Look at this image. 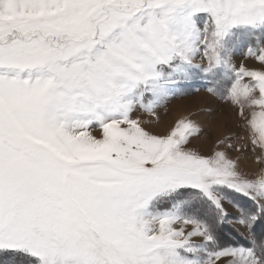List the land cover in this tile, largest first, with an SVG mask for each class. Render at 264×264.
Segmentation results:
<instances>
[{
  "label": "snow or ice",
  "instance_id": "snow-or-ice-1",
  "mask_svg": "<svg viewBox=\"0 0 264 264\" xmlns=\"http://www.w3.org/2000/svg\"><path fill=\"white\" fill-rule=\"evenodd\" d=\"M196 79L264 165V0H0V264H264V167L133 118ZM226 202L247 244L221 245Z\"/></svg>",
  "mask_w": 264,
  "mask_h": 264
},
{
  "label": "rangeland",
  "instance_id": "rangeland-1",
  "mask_svg": "<svg viewBox=\"0 0 264 264\" xmlns=\"http://www.w3.org/2000/svg\"><path fill=\"white\" fill-rule=\"evenodd\" d=\"M233 60L237 66L243 62L249 68L259 67L252 58H245L243 49L234 55ZM206 87L200 79L182 82L154 109V114L137 111L133 114V118L145 121L146 123H142L141 126L156 135L168 134L180 119L192 121L200 131L189 137L186 145L188 149L203 156H211L213 151H225L228 157L236 162L237 170L243 176L254 178L260 168L264 167L256 159L260 155V150L253 151L249 133L242 126L243 121L238 115L237 108L229 101L210 94ZM89 131L99 138L98 128H90ZM225 137L229 139L225 140ZM221 140H224V143H218ZM229 144L232 145L231 148L227 147ZM234 199L241 207L252 208V203L245 198L237 196ZM224 206L228 219L223 222V228L220 227L222 223H217L215 226L221 245L247 244L249 239L247 228L234 222L239 217L237 208L227 202ZM179 226V224L174 225V227ZM189 229L190 226H186V230ZM254 231L257 237L264 232V218L256 224ZM193 239L199 242V238ZM220 264H223V261Z\"/></svg>",
  "mask_w": 264,
  "mask_h": 264
},
{
  "label": "trees",
  "instance_id": "trees-1",
  "mask_svg": "<svg viewBox=\"0 0 264 264\" xmlns=\"http://www.w3.org/2000/svg\"><path fill=\"white\" fill-rule=\"evenodd\" d=\"M220 225H221V226H220L221 228H223V227H224V226H223V223H222V224H220Z\"/></svg>",
  "mask_w": 264,
  "mask_h": 264
}]
</instances>
